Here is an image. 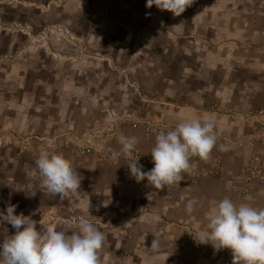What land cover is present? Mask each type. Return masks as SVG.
Segmentation results:
<instances>
[{"label":"crops","instance_id":"1","mask_svg":"<svg viewBox=\"0 0 264 264\" xmlns=\"http://www.w3.org/2000/svg\"><path fill=\"white\" fill-rule=\"evenodd\" d=\"M146 2L0 0V211L16 205L37 230L55 223L70 232L72 220L89 219L106 237L102 264L112 254L119 264H232L229 250L200 244L198 234L225 196L264 207L261 178L248 187L235 180L250 157L264 162V0H191L179 16ZM57 28L68 38L47 33ZM188 115L214 118L229 150L193 158L179 185L162 190L131 178L127 157L98 163L96 148L78 161L64 147L54 153L81 182L77 195L58 198L15 155L30 152V134L54 142L88 127L105 130L92 147L109 157L120 135L138 137L131 159L148 171L156 135L144 126L165 131ZM191 198L200 203L186 214ZM14 232L0 224V240ZM156 233L160 250L150 253Z\"/></svg>","mask_w":264,"mask_h":264},{"label":"clouds","instance_id":"2","mask_svg":"<svg viewBox=\"0 0 264 264\" xmlns=\"http://www.w3.org/2000/svg\"><path fill=\"white\" fill-rule=\"evenodd\" d=\"M191 3V0H147L146 7L155 6L179 16ZM115 119V114L111 115L108 123ZM218 135L214 118L188 115L155 136L150 151L154 166L148 171H144L138 159H131L139 143L136 136L120 135L119 149L110 153L112 159L129 158L127 168L136 182L146 180L152 189L162 190L179 185L193 170V158L206 161L217 147L219 151H228V144L218 145ZM35 166L41 187L49 193L58 198L79 193L81 177L62 154L41 150ZM199 203L197 198L188 199L185 213L192 214ZM16 207L8 204L5 211H0V224L7 223L15 229L13 235L0 240V264H102L106 237L89 219L72 220L70 232L57 230L55 223L41 225L37 230L31 215L16 214ZM159 220V215H152L153 225ZM198 239L200 244H211L216 251L229 250L232 264H264V207L251 203L237 205L225 196L212 208ZM160 246L156 233L147 251L158 253ZM119 259L112 254L110 264H119Z\"/></svg>","mask_w":264,"mask_h":264},{"label":"rangeland","instance_id":"3","mask_svg":"<svg viewBox=\"0 0 264 264\" xmlns=\"http://www.w3.org/2000/svg\"><path fill=\"white\" fill-rule=\"evenodd\" d=\"M48 34L57 37L58 40H64L67 39L69 36V33L64 28L60 29H54L53 31L47 32ZM155 94L152 95V99H155ZM136 126H139L136 124ZM145 131L149 135H157L160 131H164V127H160L159 125H153V124H147L144 126ZM107 131V130H106ZM96 132H101V135H104L106 132L104 129L96 130L94 128H84L82 130L78 131H72L67 134H63L64 136H61L60 138H57L54 143H49L50 140L44 139L39 140L42 137L40 135L36 134H30V152L26 151L23 148L15 147L17 149V152H19L21 155L17 156L18 160H27L30 159V179H37L38 178V172L35 166V159L37 158L38 152L41 150H49L50 152H56L58 150H61L64 147L73 148L74 152V159L78 161L84 160L87 156H90V152L99 151V154L94 160L96 162L102 161H116L117 159H112V157L105 156L102 154V148L99 147H92L93 144H95L93 139L97 138ZM67 136L68 139H67ZM65 137V138H64ZM66 139V140H65ZM68 140V141H67ZM103 145V143H102ZM22 175L27 176L26 172H24Z\"/></svg>","mask_w":264,"mask_h":264},{"label":"built area","instance_id":"4","mask_svg":"<svg viewBox=\"0 0 264 264\" xmlns=\"http://www.w3.org/2000/svg\"><path fill=\"white\" fill-rule=\"evenodd\" d=\"M262 168H264V162H261V160L256 157H250L247 164L242 167L235 177V180L242 182L246 187L257 177L261 178L262 182H264V174L260 170Z\"/></svg>","mask_w":264,"mask_h":264}]
</instances>
